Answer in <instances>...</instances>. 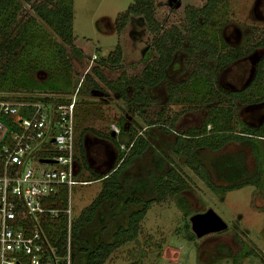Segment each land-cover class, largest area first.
I'll list each match as a JSON object with an SVG mask.
<instances>
[{"label":"trees","instance_id":"obj_1","mask_svg":"<svg viewBox=\"0 0 264 264\" xmlns=\"http://www.w3.org/2000/svg\"><path fill=\"white\" fill-rule=\"evenodd\" d=\"M218 1L207 0L201 7H186V29L189 35L187 36L186 33H181L177 27L170 25L166 28L157 21L155 0H132L125 10L117 14L114 27L119 32L126 26L130 15L141 16L145 21L147 31L154 34L152 48L156 52V56L148 60L142 69L134 75L120 70L115 78L109 79L101 67L109 68L121 65L122 48L117 43L105 57L98 60L97 65L90 68L91 74H84L81 81L83 84H80V88H75L73 82L75 73L66 50L67 47L73 48L75 40L72 32V0H0V99L8 97L4 94L12 92H44L49 96H34L32 99L65 103L70 101V97L76 89L78 94L80 92L89 94L104 86L130 105L132 111L145 120L147 127L160 122L169 133L178 114L167 116L160 121L162 114L158 113L157 122H152L144 115V109L152 102L149 89L165 79L166 70L171 65L175 52L182 46L186 38L191 42V51L197 45L204 49L206 55L215 60L216 65L220 67L251 53L256 48L264 49V31L260 33L257 29V36H246L244 43L238 46L229 45L222 38L216 44L206 36V23L212 16ZM23 4L28 5L29 10H24ZM46 28L55 38H52ZM40 71H43L46 78L58 75L60 81H55L56 84L53 87L40 85L36 80L37 72ZM191 75L192 80L167 83L166 101L170 104L187 100L195 102L194 98L188 97L186 100L184 96L180 95L188 88L196 90L195 86H202L205 89L204 94L197 102L202 104L211 103L214 100L217 102L207 109L206 116L200 125L176 133L171 154L183 157L184 165L209 190L221 197L226 192L245 185L264 189V142H262L264 140V121L254 127L239 120L236 123L240 127L238 130L235 129L233 109L225 104L228 100H225L224 96L215 88L214 68L206 62H201L197 64ZM22 76L31 78L34 82L33 85H23L22 80H19V77ZM251 88L264 89V55L257 60L253 76L247 86L239 91H230L228 95L232 99L240 100L243 104L248 101H264V94L254 99L248 96ZM16 98L21 100L27 97ZM77 104L78 102L75 100V114ZM123 123L124 119H119L118 134L112 133L111 130L102 133L86 127L77 138L76 152L79 171L81 170L82 173L87 171L88 175L84 179L101 181V186L91 202L81 208L71 220L73 264L79 260H83V264H105L109 256L118 248L138 238L146 213L154 203H163L182 191L190 189L187 178L183 171L175 166L173 157L156 151H154L151 167L148 168L144 177L126 176L125 171L143 156L150 147V143L147 139L148 132H141L135 125L124 126ZM87 132L114 145L116 149L114 163L108 170L99 172L92 169L87 163L83 147L84 136ZM233 142L246 145L249 148L254 159V169L252 172L247 169L245 155L242 152L215 156L211 160L215 177L226 183L217 184L212 180L206 165L199 158L197 150L207 149L216 152L227 143ZM120 144H123L127 150H121ZM120 193L128 195L124 200V211L130 205L139 207L129 211L126 224L118 225L110 234L109 240H101L92 246L90 240L83 234L85 228L94 221L103 202L114 200L119 197ZM66 198L67 189L64 187L58 193L60 202L55 206L65 207ZM66 219L64 214H60L57 218L45 219L42 222L43 230L53 246L57 248L59 255H63L64 251L67 232ZM109 225L110 223L106 224L104 228L107 230ZM189 227V222L185 223L184 228L187 232ZM188 234H190L189 238L193 240L194 234L191 231ZM164 242L162 237L159 240H154L150 233L145 234L142 239V245L149 249L153 248L158 256ZM239 242L243 245L240 249L244 251L241 252L239 259L256 254L241 240ZM139 259H136L134 263L140 262ZM239 259L234 258L235 262Z\"/></svg>","mask_w":264,"mask_h":264},{"label":"rangeland","instance_id":"obj_2","mask_svg":"<svg viewBox=\"0 0 264 264\" xmlns=\"http://www.w3.org/2000/svg\"><path fill=\"white\" fill-rule=\"evenodd\" d=\"M206 1L155 0V18L164 27L173 25L181 33L189 36L186 29L185 9L187 6L201 7ZM130 2L132 0H72V32L75 40L73 48L67 47L66 50L75 73L73 79L75 88H80L84 74H91L90 68L97 65L98 60L105 57L117 43L122 48L121 65L101 67L109 79L115 78L120 70L134 75L148 60L156 56L152 48L154 34L147 31L141 16L130 15L126 26L119 32L114 27L115 17L125 10ZM27 7L28 5L23 4L24 10H29ZM206 25V36L216 44L222 38L229 45H241L246 36L258 35L256 29L260 33L264 31V0H219ZM46 30L50 32L47 28ZM51 36L55 38L52 34ZM190 46L191 42L186 38L175 52L173 61L166 70L165 79L149 89L152 102L144 109V115L152 122H157L158 113L162 114L160 121L167 116L178 114L169 133L160 122L147 127L145 120L134 113L130 105L103 85L100 90H93L89 94L76 92L73 96L78 102L76 140L79 133L86 127L106 133L110 130L111 124L118 126L119 119L122 118L124 126L135 125L141 132H148L147 139L150 143V147L143 156L125 171L126 176L144 177L148 168L151 167L154 151H156L171 155L175 166L183 171L190 184V189L182 191L163 203H154L146 213L138 238L118 248L109 256L105 264H133L138 258L140 262L134 264H264V189L245 185L228 191L221 197L209 190L184 165L183 157L171 154L176 133L200 125L206 116L207 109L214 106L217 100L211 103H198L197 100L204 94L205 89L202 86H195L196 90L188 88L180 95L186 100L188 97L194 98L195 102L187 100L170 104L166 101L167 83L192 80L191 73L197 64L206 62L214 68L215 88L225 100H228L225 104L233 109L235 129L238 130L240 127L236 123L239 120L254 127L259 126L264 121V101H248L243 104L238 99L230 98L228 92L239 91L247 86L253 76L255 63L264 54V49L256 48L251 53L220 67L216 65L215 60L206 55L204 49L195 45L191 51ZM36 76L37 82L44 86L53 87L56 84L55 81H60L58 75L52 78L44 77L43 71L37 72ZM19 80H22L23 85L34 83L31 78L24 76L19 77ZM261 94H264V89L251 88L247 95L254 99ZM83 147L87 163L92 169L103 172L113 166L116 149L107 140L87 132ZM239 152L245 155L246 167L252 172L254 159L246 145L233 142L227 143L216 152L207 149L197 150L199 158L217 184L226 183L216 179L211 166L212 158ZM87 175V171L81 173L83 178ZM100 186L101 181L97 180L73 188L71 202L74 215L91 202ZM127 196L126 193H120L114 200L104 201L98 209L94 221L83 232L92 246L101 240H109L110 234L118 225L126 224L129 211L139 207L130 205L124 211V200ZM207 208H211L222 218L227 228L201 238L194 236L193 240L190 239L188 232L190 233L191 229L187 232L184 228L185 223L189 222L190 215L203 212ZM108 223L110 225L106 230L104 227ZM147 233L152 234L154 240H159L160 237L165 240L159 256L153 248L149 249L142 245V239ZM238 239L245 246L252 248L256 254L239 259L243 251L240 248L243 245ZM245 249L248 248L245 247ZM235 257L239 259L236 262ZM76 264H83V260H79Z\"/></svg>","mask_w":264,"mask_h":264},{"label":"built area","instance_id":"obj_3","mask_svg":"<svg viewBox=\"0 0 264 264\" xmlns=\"http://www.w3.org/2000/svg\"><path fill=\"white\" fill-rule=\"evenodd\" d=\"M76 91L65 103L32 99L49 96L44 92H12L0 99V264H73L71 194L92 182L81 176L77 160ZM110 130L119 133L115 124ZM120 149L127 150L123 144ZM64 187L66 205L55 206ZM60 214L67 218L63 255L42 227Z\"/></svg>","mask_w":264,"mask_h":264},{"label":"water","instance_id":"obj_4","mask_svg":"<svg viewBox=\"0 0 264 264\" xmlns=\"http://www.w3.org/2000/svg\"><path fill=\"white\" fill-rule=\"evenodd\" d=\"M42 161L48 162L49 160ZM189 224L191 232L197 238H201L207 234L221 232L227 228L226 222L211 208L190 215Z\"/></svg>","mask_w":264,"mask_h":264},{"label":"flooded vegetation","instance_id":"obj_5","mask_svg":"<svg viewBox=\"0 0 264 264\" xmlns=\"http://www.w3.org/2000/svg\"><path fill=\"white\" fill-rule=\"evenodd\" d=\"M264 55V54H263ZM258 60V59H257ZM256 63H257V61H256ZM256 63H255V65H256Z\"/></svg>","mask_w":264,"mask_h":264}]
</instances>
